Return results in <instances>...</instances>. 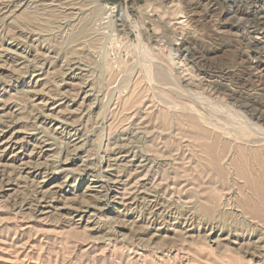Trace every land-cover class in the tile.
<instances>
[{
    "label": "rangeland",
    "instance_id": "1",
    "mask_svg": "<svg viewBox=\"0 0 264 264\" xmlns=\"http://www.w3.org/2000/svg\"><path fill=\"white\" fill-rule=\"evenodd\" d=\"M263 79L264 0H0V264H264L218 204Z\"/></svg>",
    "mask_w": 264,
    "mask_h": 264
},
{
    "label": "bare ground",
    "instance_id": "2",
    "mask_svg": "<svg viewBox=\"0 0 264 264\" xmlns=\"http://www.w3.org/2000/svg\"><path fill=\"white\" fill-rule=\"evenodd\" d=\"M120 13V14H119ZM118 14H119V16L121 17V11L120 12H118ZM121 20V19H120ZM122 21V20H121ZM123 23V22H122ZM247 56V55H246ZM263 56V55H262ZM203 57V56H202ZM260 59H261V57H260ZM263 59V58H262ZM251 64V63H250ZM249 64V65H250ZM246 66V65H245ZM252 66V65H251ZM257 66V65H256ZM255 66V67H256ZM244 68V67H243ZM251 69L252 67H247V69ZM256 70V69H255ZM240 71V70H239ZM251 71V70H250ZM258 71V70H257ZM245 72V71H244ZM170 73V72H169ZM206 73V72H205ZM219 73V72H218ZM235 73V72H234ZM238 73V72H237ZM204 74V73H203ZM207 74H209V73H207ZM223 74H225V73H223ZM232 74V73H231ZM245 74V73H244ZM247 74V73H246ZM249 74V73H248ZM252 74V73H251ZM258 74V73H257ZM256 74V75H257ZM196 75V74H195ZM198 75V74H197ZM222 75V74H221ZM233 75V74H232ZM210 76H211V74H210ZM214 76V75H213ZM220 76V75H219ZM245 76V75H244ZM250 76V75H249ZM258 76V75H257ZM172 77V76H171ZM175 77V76H174ZM173 77V78H174ZM198 77V76H197ZM231 77V76H230ZM235 77V76H234ZM237 77V76H236ZM261 77V76H260ZM220 78V77H219ZM259 78V77H258ZM176 79V78H175ZM196 79V78H195ZM202 79V78H201ZM209 79H210V77H209ZM216 79V78H215ZM223 79H225V78H223ZM228 79H231V78H228ZM233 79V78H232ZM244 79V78H243ZM257 79V78H256ZM187 80V79H186ZM185 80V81H186ZM218 80V79H217ZM262 80V79H261ZM264 80V79H263ZM166 81V80H165ZM194 81V80H193ZM207 82H208V80H206ZM210 81H211V79H210ZM222 81H224V80H222ZM221 81V82H222ZM230 81V80H229ZM234 81V80H233ZM240 81V80H239ZM195 83L197 82V81H194ZM201 81H199L198 83L199 84H201L200 83ZM203 82H205V81H203ZM215 82V81H214ZM226 82V81H225ZM235 82H237V81H235ZM256 82H258L259 83V81H256ZM180 83V82H179ZM239 83V82H238ZM237 83V84H238ZM245 83V85H243V86H240L241 88H247V87H249L250 86V84L249 83H247V82H244ZM250 83H251V81H250ZM257 83V84H258ZM207 84V83H206ZM225 84V83H224ZM256 84V85H257ZM260 84V83H259ZM264 84V83H263ZM179 85V84H178ZM185 85H186V83H185ZM188 85V84H187ZM205 85V84H204ZM208 85V84H207ZM214 85H215V83H214ZM213 85V86H214ZM231 85V84H230ZM180 86V85H179ZM188 86H190V85H188ZM200 86V85H199ZM218 86V85H217ZM233 86V85H232ZM236 86V85H235ZM238 86V85H237ZM169 87H172V86H168V89H170ZM177 87V86H176ZM176 87H173V88H176ZM183 87V86H182ZM187 87V86H186ZM221 87V86H220ZM230 87V86H229ZM229 87H227L226 88V90L228 89L229 90ZM234 87V86H233ZM232 88V87H231ZM250 88H251V86H250ZM191 89V88H190ZM214 89V88H213ZM216 89V88H215ZM234 89V88H233ZM178 90H179V88H178ZM208 90V89H207ZM210 90V89H209ZM218 90V89H217ZM220 90V89H219ZM262 90H264V88H262ZM168 91V90H167ZM180 91V90H179ZM183 91V90H182ZM185 91H187V90H185ZM184 91V92H185ZM216 91V90H215ZM184 92H182V95H183V93ZM188 92V91H187ZM210 92H211V90H210ZM224 92V91H223ZM227 92H229V91H227ZM231 92V91H230ZM262 92V91H261ZM168 93H169V91H168ZM172 93H173V91H172ZM177 93V92H176ZM186 93V92H185ZM191 93V92H190ZM195 93V92H194ZM221 93V92H220ZM225 93H226V91H225ZM232 93V92H231ZM242 93V92H241ZM200 94V93H199ZM198 94V95H199ZM215 94V93H214ZM224 94V93H223ZM233 94V93H232ZM231 94V95H232ZM235 94V93H234ZM175 95V94H174ZM179 95V94H178ZM181 95V96H182ZM186 95V94H185ZM185 95H183V96H185ZM192 95V94H191ZM197 95V94H196ZM201 95V94H200ZM217 95V94H216ZM222 95V94H221ZM227 95H228V93H227ZM235 96V95H234ZM233 96V98H235ZM241 96L243 97L244 96V101H245V103L243 104V105H250L251 107H253L254 109H256V110H253V109H251L249 112H251V111H256L257 113H256V115L257 114H259V117L261 116V115H264V102H262V101H260V100H257L256 99V97H253V96H250V95H247V94H241V95H238V96H236V98H238L239 99V97L241 98ZM250 96V97H249ZM192 97V96H191ZM229 97V96H228ZM232 97V96H231ZM263 97V96H262ZM176 98V97H175ZM174 98V99H175ZM264 99V98H263ZM263 99H261V100H263ZM212 100V99H211ZM229 100V99H228ZM236 100V99H235ZM176 101V100H175ZM217 101V100H216ZM177 103H178V101H176ZM230 102V101H229ZM232 102V101H231ZM235 102V101H234ZM233 102V103H234ZM242 102V101H241ZM213 103V102H212ZM243 103V102H242ZM176 104V103H175ZM201 104V103H200ZM216 104V103H215ZM221 104V103H220ZM190 105V104H189ZM208 105H209V103H208ZM222 105V104H221ZM224 105H225V103H224ZM239 105H240V103H239ZM246 105H245V107H246ZM181 106H183L182 104H181ZM187 106V105H186ZM215 106V105H214ZM218 106V105H217ZM235 106V105H234ZM188 107V106H187ZM225 107V106H224ZM231 107V106H230ZM236 107V106H235ZM194 108V107H193ZM216 108V107H215ZM219 108V107H218ZM181 109V108H180ZM179 109V110H180ZM184 109V108H183ZM182 109V110H183ZM187 109V108H186ZM221 109V108H220ZM225 109V108H224ZM233 109V108H232ZM240 109V108H239ZM238 109V111H240ZM245 109V108H244ZM246 109H248V108H246ZM245 109V110H246ZM178 110V111H179ZM189 110V109H188ZM191 110V109H190ZM213 110H215V109H213ZM177 111V112H178ZM186 111V110H185ZM184 111V112H185ZM197 111V110H196ZM219 111V110H218ZM217 111V112H218ZM234 111V110H233ZM238 111H237V113H238ZM248 111V110H247ZM193 112H194V110H193ZM227 112V111H226ZM202 113V112H201ZM221 113V112H220ZM224 113V112H223ZM222 113V114H223ZM243 113V112H242ZM241 113V114H242ZM262 113V114H261ZM193 114V113H192ZM199 114H200V112H199ZM226 114V113H225ZM250 114V113H249ZM255 114V113H254ZM254 114H251V119H254V120H256L258 123L260 122V120H259V118H256L257 116H254ZM171 115V114H170ZM175 115V114H174ZM236 115V114H235ZM247 115V114H246ZM246 115H245V117H246ZM253 115V116H252ZM224 116V115H223ZM240 116V115H239ZM202 117H204V116H202ZM206 117V116H205ZM204 117V118H205ZM229 117V116H228ZM238 117V116H237ZM245 117H242L243 118V120H244V118ZM250 117V116H249ZM263 117V116H262ZM177 118V117H176ZM211 118V117H210ZM239 118V117H238ZM203 119V118H202ZM208 119V118H207ZM241 119V118H240ZM248 119H250V118H248ZM250 119V120H251ZM179 120V119H178ZM242 120V119H241ZM246 120V119H245ZM244 120V121H245ZM183 121V120H182ZM204 121V120H203ZM230 121V120H229ZM238 122L240 121V120H237ZM247 121H249V120H247ZM175 122V121H174ZM178 122V121H177ZM185 122V121H184ZM224 122V121H223ZM251 122H254L253 120L251 121ZM262 122H263V120H262ZM205 123H207L206 121H205ZM209 123V122H208ZM207 123V124H208ZM235 123V122H234ZM180 124V123H179ZM210 124V123H209ZM216 124H217V122H216ZM215 124V125H216ZM229 124V123H228ZM245 124H247V126H248V124H251L250 123V121H249V123H246V121H245V123H244V125ZM264 124V123H263ZM188 124H186V126H187ZM195 125V124H194ZM233 125V124H232ZM254 125V124H253ZM259 125V124H258ZM258 125H257V123L254 125V126H256V128H258ZM172 126V125H171ZM185 126V125H184ZM192 126V125H191ZM209 126H211V125H209ZM223 126V125H222ZM246 126V125H245ZM252 128H254L252 125H250ZM250 126H248V127H250ZM190 127V126H189ZM228 127V126H227ZM237 127V126H236ZM235 127V128H236ZM240 127V126H239ZM243 128H245L244 126H242ZM260 127V126H259ZM221 128V127H220ZM232 128V127H231ZM238 128V127H237ZM256 128H254L255 130H256ZM250 129V128H249ZM248 129V130H249ZM221 130V129H220ZM233 130V129H232ZM235 130V129H234ZM246 130H247V128H246ZM247 130V131H248ZM251 130L252 129H250L249 131L251 132ZM257 130H260L259 128L257 129ZM257 130L256 131H254V132H257ZM261 130H263L264 131V128L262 129L261 128ZM174 131V130H173ZM243 131V133H245L244 132V129L242 130ZM242 131H237V133H234V131H233V133L234 134H238V132H240V134H241V132ZM247 131H246V133H247ZM175 132V131H174ZM232 132V131H231ZM259 132V131H258ZM212 133V132H211ZM232 133V134H233ZM217 134V133H216ZM227 134H229V133H227ZM231 134V135H232ZM240 134H238L237 136H239ZM257 134V133H256ZM255 133H253V135H256ZM259 134V133H258ZM258 134L256 135V136H251L252 134L251 133H249L246 137H240V142H242L241 140H244L243 142H244V144H251V147H250V149H247V151H249L248 153L250 154L251 153V158L249 157H246V156H244V151L243 150H241V148L239 147L238 149H236V152L239 154V157L237 158V159H229V157H228V163L230 164V166H232L233 168H234V170H235V173H236V176L239 178V180L240 181H242V186L244 187V192L247 194V197H244V198H240V199H238V202H236V203H234L233 205H232V203L230 202H222V201H220V203H218L219 205H221V206H234V207H236V208H238V210H240L242 213H243V216L248 220V221H250L251 222V224H262V225H264V132H262V135L260 134L259 136H258ZM214 135V134H213ZM226 135V134H225ZM242 135V134H241ZM240 135V136H241ZM195 136V135H194ZM212 136V135H211ZM229 136V135H228ZM237 136L235 135V137L237 138ZM243 136H244V134H243ZM188 137H190V136H188ZM193 137V136H192ZM230 137V136H229ZM232 137V136H231ZM239 138V137H238ZM189 139H191V137L189 138ZM193 139V138H192ZM195 139V138H194ZM211 139V138H210ZM220 139V138H219ZM222 139V138H221ZM232 139V138H231ZM201 140V139H200ZM238 140V139H237ZM238 140V141H239ZM2 142V141H1ZM213 142V141H212ZM222 142V141H221ZM230 142V141H229ZM233 142H235V141H233ZM218 143V142H217ZM46 144V143H45ZM8 145V144H7ZM241 145V144H240ZM48 147V146H47ZM249 147V146H248ZM235 148V147H234ZM232 149V148H231ZM243 149H245V147L243 148ZM224 150L225 149H221V152L218 154V153H216V154H213V149H212V146H209L207 149H205V152H204V155L206 156V159H207V163H209L210 164V166H211V168L215 171V172H218V174H221L222 173V168L219 166V163H221V162H223L224 163V161H222L223 159H224V157H225V155H223L224 153ZM234 150V149H233ZM246 150V149H245ZM243 151V152H242ZM234 153H235V151H234ZM236 153V154H237ZM248 154V155H249ZM235 155V154H234ZM231 156H232V154H231ZM181 157V156H180ZM234 157V156H233ZM232 157V158H233ZM32 159V158H31ZM171 163V162H170ZM222 163V164H223ZM223 167V166H222ZM59 170V169H58ZM57 170V171H58ZM209 170V169H208ZM234 174V173H233ZM220 176V175H219ZM228 176V175H227ZM236 178V177H235ZM231 179V178H230ZM238 181V180H237ZM239 185V184H238ZM230 186V185H229ZM240 186H241V184H240ZM239 186V187H240ZM231 188V187H230ZM215 189H216V191L218 190L216 187H215ZM242 189V191H243V188H241ZM209 191V190H208ZM210 191H211V196H210V198L211 199H213L214 201L216 200V195H220V193H216L215 192V190L214 189H210ZM232 191V190H231ZM237 191V190H236ZM235 191V192H236ZM228 193V192H227ZM232 193V192H231ZM235 194V193H234ZM245 194V195H246ZM224 195V194H223ZM237 195V194H236ZM222 196V195H221ZM223 198V197H222ZM221 198V199H222ZM226 199H227V197H225ZM229 201V200H228ZM130 206V205H129ZM95 209V208H94ZM246 227V226H245ZM261 242H258V245L256 244V245H254L253 247L254 248H257L258 246H259V244H260ZM261 248V247H260ZM259 250H261V249H259Z\"/></svg>",
    "mask_w": 264,
    "mask_h": 264
}]
</instances>
